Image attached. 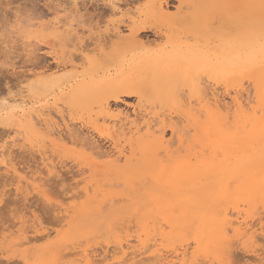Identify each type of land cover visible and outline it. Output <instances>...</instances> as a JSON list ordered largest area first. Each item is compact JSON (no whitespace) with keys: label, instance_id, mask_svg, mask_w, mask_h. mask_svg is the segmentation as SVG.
<instances>
[{"label":"bare ground","instance_id":"1","mask_svg":"<svg viewBox=\"0 0 264 264\" xmlns=\"http://www.w3.org/2000/svg\"><path fill=\"white\" fill-rule=\"evenodd\" d=\"M85 1L91 2L94 0H73L72 5L70 6L72 11L70 10L71 13L68 16L76 18V16L81 13V2L83 3ZM123 1L124 0H110L104 4L110 8L113 14H117L121 9ZM177 1L183 3L184 0ZM203 1L205 2L203 3ZM203 1L198 3L196 0L198 6L202 3V6H205L204 4L206 3L208 6L211 5L210 3L208 4L211 0ZM196 2L193 3L192 1L195 5ZM221 2L217 3L220 4ZM152 3L154 4L151 9V14L163 18H172L170 14L166 13V9L168 10L171 5L170 0H154ZM188 3H191V1ZM181 6L179 9H181ZM221 7L223 6L221 5ZM200 8L201 7L198 9ZM66 9L68 8H61L58 12H54L56 16H53L54 18L51 17V19L49 18L50 20L48 19L45 22L41 21L24 24L23 27H20L18 32H16V34L19 35L17 38L19 39L20 37L19 40L23 41L21 44H23L22 48L25 51L24 57H26V59L28 58V62L31 64L32 62H30V60L34 61L35 58L37 59V57H39L38 51L41 49L39 46H42L40 45V41L37 40V37H34L35 39H33V35L36 33H38L40 37H42L41 35L45 36V38H47L46 36H49L58 40H62L63 38L68 40L71 39V42L73 41L77 48L81 49L80 57L83 61L81 68L83 70L81 72L73 71V74H68L71 75L70 77L73 76V80L68 83L63 82L64 77L67 76H65L64 73L66 72L64 71L66 70V66L68 64L65 63V58L63 56H59L57 52H52L54 54L53 59L57 62L58 66L54 72L45 76V71H38V67H40L38 65L36 71L35 68L29 70L30 72L28 75L22 77L23 80L18 78V82L11 87L13 89H9L8 98L3 100V107L0 108V126L7 128L4 132L5 134L8 131L7 136H4V133L2 134L3 137L0 135V176L3 175L6 177V181H9L10 178L15 179V184L13 186L16 185L14 190L17 191V193H21L23 188L26 190V192L23 190L24 193L27 194H29L30 190H32V194L33 191H35V193H37L35 195L39 194V197L41 196L43 199L45 197V201L48 203L52 202L53 204L54 202L52 199L54 197L51 198L49 196L50 191H48V189H50V185L48 186L49 182L47 181L49 180L47 179H49V176L52 175L56 177L58 182H56V184H59V182L61 184L64 182L67 183L66 178L62 179L64 178V175L62 178H60L61 176L59 175V171L62 168L61 165L64 167V162L61 161L63 159H59L60 157L58 155L61 154V151H66L65 148L68 144H70L72 147L71 151L74 155H76V158H78V161L76 160V164L79 162V165L83 166L82 171L85 166V169H88L86 173L89 172V176L85 175L89 178V180L84 176L81 180V182L83 181L82 183L86 181H89L88 183H93L97 179L96 178L93 181L91 178L94 177H101L102 180L108 181L121 179L125 184L129 185V183H134L136 186L142 184L144 185V183H155L160 191L159 189L156 190L157 194L150 197L149 200L143 201L141 199L140 202L143 204V207L140 208L144 211L142 212L145 213L144 215L147 219H154L157 215L165 218L164 221H166L163 222L166 224L168 223L167 225L171 227L170 231L166 232V226H159L158 222L154 223L156 227L158 226V234L156 235L160 236L161 241H168L171 244H174L177 241L187 242L193 238L192 243L194 246L192 247V252H190V240L187 246L185 242V244L180 242V249H182L181 252L179 249L175 248L177 249L176 253L173 254L171 252L173 255H165V251L160 246L166 242H161L162 244H160L156 239L154 244L149 242L150 232L153 231L150 229L151 226L149 225V222H151V224L153 223L152 221H147V224L145 221L147 219H144V217L143 226L146 225L145 227H147L149 225L150 227L145 229L142 228V230H144V234H140L138 237L136 236L137 240L135 244H133L135 239L133 243L130 242V239L125 242H123L125 239H121L118 241L115 240L117 242L115 243V246L112 247V252L109 251V249H105L103 254L91 255L86 252L87 250H85L84 254H82L83 256H81V261H83L84 264H196L195 261L193 262L189 259L190 254L193 258L195 257L196 251L218 252L225 254L231 252V246H239V244L237 246L234 245L236 240L241 241V239L249 235L254 237L257 233V226L254 229V227L250 225L249 220H254L257 211L259 212V209L264 207V79L260 81L261 83H258L257 81V83L254 84H252V80L250 89H247L243 84V79H245L243 77H248V79L254 77L252 76L254 75L253 70L257 68H255V65L262 64L264 62L260 60V58H264V55H258L257 52H254V45L244 44L246 41L243 43L240 39V41L236 40L232 43L233 45L230 44L228 47V41H225V43H227L226 45H224L225 43L223 42L216 41L218 44H215L214 46H212L209 41H202V38H198V34L203 31L205 24L202 23L204 21L201 22L199 19L200 14L198 15V13H196V11H198L196 9H194L195 12L193 13L185 14L184 12L183 14V12H179V15H181L180 18L174 17L176 19L173 21L175 24L179 23L180 25H186L189 29V34H192L193 38L191 40L188 39L187 43L185 42L182 45L178 43L171 49L166 50L161 48V50L154 51L144 50V47L142 48V46H144L143 43L145 41L143 42L140 40V35L142 34H145V37H148V33H158L157 27L149 22L140 21L133 25L124 24L130 33L125 37L122 35V22L119 24L117 21H112L111 24L109 23L110 28L107 27L104 32L99 31L97 33H93L94 28L87 31L90 34L89 36L93 37L90 38V41H86V38H84L86 31L79 30V26L76 23L77 19H73L68 22L67 19L60 17L62 12H67ZM221 9L224 10L223 8ZM222 10L219 14H222ZM212 11L216 12L215 9ZM205 15L206 14H204V16ZM205 17V19H207V16ZM29 20L30 19H28V21ZM114 38L118 40H114L116 43H111ZM138 38L141 42L137 40ZM244 40L252 39L248 38ZM44 42L47 41L44 40ZM47 43L48 45H46ZM47 43L45 45L50 46L51 50H53L54 45L51 42L49 43V40ZM246 43H249V41ZM258 43L260 44L261 42H257L256 45ZM108 46L111 47L109 52H107ZM4 48L5 47H3V49ZM255 48L257 49V47ZM6 51L8 52V50ZM262 54H264V52ZM9 59H11V57H9ZM36 63L37 61H34L32 65L35 67V65L37 66L38 64ZM4 65H6V63H4ZM11 70H16V68ZM203 73H208L214 77L217 84L224 85L225 87H231L230 89L233 88L236 91L235 95L230 97V102L226 101V95L225 97H222L223 94H218L220 91L218 93L211 92V94L204 92V88L202 89V87H200ZM254 73L257 74L258 71L255 70ZM165 74H168L170 75L169 77H171L169 80L167 79V81H164L161 78V76H164ZM258 76V78H260L261 75L259 74ZM33 78H37V82L34 83L32 80L33 82L31 85L26 86L27 84H24L26 81L30 83L31 81L29 80ZM148 86L151 90V96L149 95ZM178 87L181 90H179ZM183 87H188V93L197 96L196 99H198L197 104L199 106H197L198 108L196 107L195 110V105H193L192 102L186 104L185 109L183 108V102L174 98V94L177 91L182 92ZM176 89L178 90L176 91ZM163 90L165 93L161 92ZM55 91L59 92L58 97L56 98L57 101H66L67 107H69L68 103H71L72 106L84 105L82 108L79 107V111L80 109H85V107H87V110L85 111H88V113L85 114L86 112H83L85 117L80 115V118L78 117V119H75L72 118V116L69 118V116L68 119L66 118L67 115L65 117L60 108L53 113L54 111L51 109L54 108L53 105L55 103L52 104L53 108H48V111L45 110L46 108L38 110L37 108L33 109L27 107L24 104L21 105V103L20 105L13 104V101L18 100L17 98H23L25 92H28L33 97L40 98L41 96H46V94ZM185 91L187 92V90ZM154 95L162 97V99H165V96H168V100L166 102L172 104L175 108H183L185 120H183L184 117L181 116L180 118L178 116L181 112L179 109V113L175 115L178 116L175 118L176 120L172 117H167L169 120L166 118H159L158 120V117L157 119L154 117L147 118L150 116L148 115L149 112L147 110L152 107H148L146 110L147 107L144 106L147 113L143 114V104H145L149 98H153ZM122 96L130 98L133 96L137 97L135 108H138L134 110L132 115H130V113L128 114L129 110L125 113L112 109L111 102L120 101ZM147 96H149V98H147ZM196 99L194 100L195 102ZM144 101L146 102L144 103ZM61 104H63V102H61ZM58 107H61V105H58L56 109H58ZM76 113L79 112L76 110ZM184 121L187 122V125L184 124L185 126L183 125V123H185ZM78 124H80L79 127ZM83 127H87L90 132L91 130L92 132H95L98 138H103L106 142L108 141L111 144L112 150H103L100 145L97 144L98 140L95 141L93 138L94 136H87L88 134L86 132V136L84 134L82 135V132L85 129ZM81 128H83V131L80 130ZM169 133L171 135L167 138L166 136ZM91 134L95 135L94 133ZM26 143H33V147L31 145L32 148L35 146L37 147V152L40 155L39 159L41 160V165L39 164L41 167L39 168L41 170L39 171V168L35 167L37 169H34L36 170V173H33L29 179L20 174L19 169L21 171V168H18L15 163V158L18 157V153L16 151H22L23 148H25ZM69 151L70 150L67 152ZM15 152L17 154L14 158L13 155ZM70 152L69 154H72V152ZM21 153H19V155ZM65 155L66 154H62L60 156L64 158ZM56 157L59 158L57 159ZM56 159L63 163L61 164V162L56 161ZM21 163H19V166H22L20 165ZM29 166H27V168ZM23 167L22 171L26 169V167ZM65 168L67 167L65 166ZM64 169L61 170V174H63ZM44 173L46 174L45 177L47 178L48 175L49 178H45L44 180V177H42ZM36 174L38 175L35 176ZM57 177L62 180L58 181ZM71 178L72 177H70V179ZM101 178L97 181H102ZM12 179L11 181H13ZM0 181L3 180L0 179ZM52 181L54 183V177L50 181L52 187L51 189H53V187H57V185H52ZM9 182L7 184H10ZM91 183L89 185L86 183L87 186H84L82 189L83 191H81V193L85 196L84 198L87 203L84 204L85 206H82L79 211L86 212V205H88L92 200V197H90V187H92L93 184L91 185ZM106 185L104 184V186ZM69 186L68 189L71 187ZM99 186L103 188V186ZM99 186H96L98 191L102 192H99V195L103 194L102 197L105 198V200L107 199V197L104 196L106 193L109 197V201L105 204V206H108V203H113L112 200L115 198L114 196L111 195L110 197L109 195L112 194L110 192L114 191L107 189L106 191L105 189H101ZM116 186L114 187L116 188ZM96 187L94 188L93 186L92 188L94 189L91 188L94 192L93 194L96 196L93 194L91 196L98 197L96 194ZM108 187H110V185H108ZM139 189L138 191H140ZM63 190H66V188ZM104 190L106 191L105 194L103 193ZM53 191L55 192V190ZM53 191L51 190V192ZM133 191H135V189ZM2 192L4 191H1L0 193V203L4 201L3 197L8 196L7 194H2ZM62 192L64 191H61V193ZM116 192L118 194V191ZM82 196L81 198H83ZM59 198L60 197H58V199ZM10 200L12 201V199ZM118 200H120V198ZM6 202L4 201V203ZM55 203V206L57 207L55 210V206H53V212L57 211V215L55 216L59 215L61 220H70V218H72V214L76 212L73 211V209H70L71 207H64V203L62 204V202L57 203L56 201ZM110 206H112V204ZM50 209L52 210V208ZM101 209L103 208L101 207ZM32 217L34 216L32 215L31 218ZM39 217H34L36 219H34L31 227L29 225L30 230H28L29 228H21V230H18L20 235L17 240L20 239L21 243L19 241L16 243L13 242L15 245L18 243L19 246H28L46 237V232L44 233L45 228L43 227L46 224ZM156 218L159 219V217ZM258 221L261 235L263 234L264 236V217H259ZM27 222L28 221L24 220L21 221L24 226ZM255 223H253L254 226ZM11 226H13V224H11ZM26 226L28 227V225ZM129 227L132 228V226ZM28 231H30V233L32 232V238L29 236L30 233ZM48 233L49 232H47V234ZM142 235H144V238L141 237ZM261 242H263V240ZM14 244H12V246H14ZM163 247H165V245H163ZM64 257L65 256H63V258ZM67 257L72 256L68 255ZM52 259L53 258H51V260ZM259 259L261 258H258V260ZM46 260L48 261V259ZM229 260H231L230 257L227 261L228 263ZM49 264L56 263H52L50 261ZM232 264H234V262Z\"/></svg>","mask_w":264,"mask_h":264},{"label":"rangeland","instance_id":"2","mask_svg":"<svg viewBox=\"0 0 264 264\" xmlns=\"http://www.w3.org/2000/svg\"><path fill=\"white\" fill-rule=\"evenodd\" d=\"M108 1H110V0H94V1H91L92 3L85 1V2H83L84 4L81 2V4H80V6L82 7L81 13L78 16H76V18H74V17L68 16L72 11L71 10L72 8L70 6L72 5L73 0H0V108L3 107V105H2L3 100L8 98L9 89H13L11 87L14 86V84L18 82V80H19L18 78H21V80H23L22 77H24L25 75H28V73L30 72L29 70L35 68V71H36L37 67L39 65L40 67H38V69H39L38 71H45L47 73V74L45 73V76H48L49 73L51 74L52 72H54L57 69V67H58L57 62H55V60L53 59L54 54L52 52H55V53L57 52V54H59V56H63L65 58L64 59L65 63L68 64L66 66V70L64 71L67 73V74L64 73L65 76L66 75L67 76L66 77L63 76L64 77L63 82L68 83L69 81L73 80V76L70 77L71 75H68V74L72 73L73 71L81 72L83 70L81 68V65L83 63V61L81 60V57H80V50L81 49L77 48L76 44L73 41L71 42V39L68 40V39L63 38L62 40H58V39H54L53 37L46 36L48 38L47 39L43 35H41L42 37H40V35H38V33L35 34L36 36L33 35V39H35L37 37V40L40 41V45H42V46H39L42 49V51H41V49H39L41 52L40 51H38L39 53L37 52L39 54V55L37 54L39 57H37V59L36 58L34 59V61L35 62L37 61V63H38V64L36 63L37 66L35 65V67H34V65H32L34 61L30 60V62H32V64H31L28 62L29 59L28 58L26 59V57H24L25 51L22 48L23 44H21L23 41L19 40L20 37H19V39L17 38L19 35L16 34V32H18L19 28L23 27L24 24L41 22V21L45 22L49 18L51 19V17L54 18L53 16H56L55 15L56 11L58 12V10H60L61 8H68V9H66L67 12H62L60 14V17L67 19L68 22L73 20V19H77L76 23L79 26V30L80 31L81 30L86 31V33L84 35V38H86L85 39L86 41H90V38L93 37V36H89L90 34L87 31L94 28L93 33H97L99 31L104 32V31H106L107 27L110 28V24L112 21H117L119 24H121V22H122V24H121L122 35L125 37H126V35H129L130 33L128 32L126 25H124V24L133 25V24L140 22V21L149 22V23L153 24L155 27H157L158 33L157 34L148 33L147 34L148 37H145V34L140 35L141 38L139 36L141 41H143V42L145 41L144 42L145 44L142 42L144 45V46H142V48L144 47L143 49L148 50V51L161 50V48L166 49V50L171 49L174 45H177L178 43L180 45H182L185 42L187 43L188 39L191 40L193 38V35L189 34V29L186 27V25H180L179 23L175 24L173 21H175L176 18H180L181 15H179V12H181V13L183 12V14H184V12H185V14L186 13H193V12H195L194 9H196V10H198V11H196V13H198V15L200 14L199 15L200 18L199 17L198 18L201 20V22L204 21L202 23L205 24L203 31L198 34V38H200V39L202 38V41H204V42L209 41L212 46H214L215 44H218L217 42L225 43V41L226 42L228 41L227 43L229 45L227 43L224 44V45L227 44V47L230 46V44H232L236 40H238V41L241 40L243 43H244V41H246V42L249 41V43L251 42L250 44L246 43V42L244 44L254 45L255 47H257V49H256L253 46L255 49L254 52L255 53L257 52L258 55L259 54L264 55V54H262L264 51H262V49H259V48H261L260 47L261 43L260 44L258 43L260 46L258 44H257L258 46L256 45L257 42H261V37L264 36V0H220V1L219 0L218 1L217 0H211L212 3L210 1L208 2V4L209 3L211 4L209 6L207 5V3L204 4L205 6H202V4L205 2L203 0H202L203 3L199 6H198L197 2L201 3L202 1H200V0H197V2H196V0H184L183 3H180L177 0H170L171 5L169 6L168 10L166 9V13L170 14V16L172 18H163V17H159V16H154L153 14H151V9L153 8V4H154L152 2L154 0H126V1L124 0L123 3L121 4V9L117 14H113L111 12L110 8H108V6L106 4H104V3H107ZM189 1H191V3H188ZM192 1H193V3L196 2V5L193 4ZM124 2H125V4H124ZM217 2L218 3L221 2L222 4L221 3L220 4L223 7H221V5L218 4ZM181 4H182V6H181ZM180 6H181V9H179ZM199 7H201V8L198 9ZM221 8H223L226 11L222 10ZM213 9H215L216 12L212 11ZM217 9H220V10H217ZM221 10H222V14H219ZM203 11H205V12H203ZM203 13L206 14L205 16H207V19H205L206 17L204 16ZM220 15H222V16H220ZM201 16H202V18H201ZM174 17H176V18H174ZM28 19H30L31 21L30 20L28 21ZM170 19H173V20H170ZM205 20H206V22H205ZM13 30L15 31V33ZM95 30H96V32H95ZM139 38L137 40H139ZM248 38L252 39V40H244V39H248ZM41 40L43 42H44V40L47 42L49 40V43L51 42L54 45L53 46L54 49L51 50L50 46H46V45H48V43L47 42L43 43ZM114 40L117 41L118 39L114 38L111 43H113V42L116 43ZM8 45H10V46H8ZM7 46H8V48H7ZM110 46H108L107 52H109V49H111ZM3 47H5V48L3 49ZM17 47L19 48L20 51L18 50ZM6 50H8V52ZM9 57H11V59H9ZM18 57H20V58H18ZM13 59H14V61H13ZM260 60L264 61V58L263 59L260 58ZM4 63H6V65H4ZM8 63H10L11 65ZM259 65L261 68L259 67ZM256 67L260 70H258ZM13 68L14 69L16 68V70H11ZM255 68H256L255 70L258 71V73L256 74V73H254L255 70H253L254 75H252V76H254L253 78H255V79H253V78L248 79V77H243V78H245V79H243V81H244L243 84H244L245 88H247V89H250L251 85L254 83H257V81L259 83L261 80L264 79V62L262 64L255 65ZM27 70H28V72H27ZM259 74L261 75L260 78H258ZM18 76H21V77H18ZM169 76L170 75L165 74L164 76H161V78L164 81H167V79L169 80L171 78ZM32 80L35 83V82H37L38 79L37 78L30 79L29 80V81H31L30 83L28 81H26L24 84H27L26 86L31 85V83L33 82ZM252 80H253V82H252ZM201 82L202 83H201L200 87H202V89L204 88V92H207V94H211V92L218 93L220 91L218 94H220V95L223 94L222 97H225V95H226L225 99L227 102H230V100H231L230 97L235 95L236 91L233 88H232L233 89L232 90V89H230L231 87H225L224 85L217 84V81L215 80V78L212 77L208 73H203V75L201 77ZM251 82H252V84H251ZM215 84H217V85H215ZM205 86H206V88H205ZM208 86L210 89L208 88ZM216 88H218V89H216ZM148 89H149V86H148ZM178 89H179V87H178ZM178 89H176V91ZM182 89H183L182 92H180V91L176 92L175 91L177 94L176 93L174 94V98L183 102V106H184L183 108L186 107V104H189V102L190 103L192 102V104L195 105V108H194V110H195L196 107L199 106L197 104L198 103V99H196L197 96L192 95L191 93H188L189 92L188 87H183ZM179 90H181V89H179ZM185 90H187V92ZM148 91H149V95L151 96V94H150L151 90L149 89ZM222 91H223V93H222ZM161 92L165 93L164 90ZM56 93H57V95H56ZM58 93H59L58 91H55V92L46 94V96L44 95V96H41L40 98H36V97H33L28 92L27 93L25 92L23 95V98H17L18 100L13 101L14 103L13 102L12 103L15 105H20V103H21V105L24 104L27 107H30L33 109L37 108L38 110H40L41 108H43V109L46 108L45 109L46 111H48V108L51 109L54 107L55 110H54V108L51 109L52 111H54L53 113H55L56 110H59V108H60V110L63 111V114L65 115V117L67 115L66 118H68L69 116H70L69 118H71V116H72V118H75V119H78V117L80 118L81 116L85 117L83 112H86L85 114L88 113V111H85V110H87V107H85V109L84 108L80 109L81 112L79 111V107L82 108L84 105L83 106H76V105L72 106L71 103H68L69 107H67L66 101H61V102H63V104H61L60 101H57L56 98L58 97ZM228 93H230V94H228ZM49 94H51L52 96ZM24 96L27 97L28 99L25 98ZM53 96H54V98H53ZM46 97H47V99H46ZM167 97L165 96V99H162V97H158V96L154 95V97L150 99L149 96H147V98H149V99L147 102L144 101V103L145 102L146 103L143 104V107L146 106L147 107L146 110L148 109V107H152V108L147 110L149 112L148 115H150L147 118L154 117L157 119V117H158V120H159V118L160 119H162V118L168 119L169 117H172L173 119H175L178 116L180 118H181V116L184 117L183 108L182 109H180L178 107L175 108V106L166 102L168 100ZM187 98H188V100H187ZM23 99H25L26 101ZM41 99H43V100H41ZM183 99H186V100H183ZM195 99H196V102L194 101ZM163 100H165V101H163ZM34 102H37V103H34ZM32 103H34V104H32ZM64 103H65V105H64ZM136 103H137V97L136 96H133L131 98L126 97V96H122L120 101H116V102L112 101L111 106H112L113 110L116 109L117 111H121V112H125V113H127V111L129 110L128 114L130 113V115H132L134 110H136L138 108V107L135 108ZM52 104H54L53 107H52ZM34 105H35V107H34ZM39 105H41V106H39ZM58 105L59 106L61 105V107H58V109H56V107ZM31 106H33V107H31ZM62 107H63V109H62ZM66 109H67V111H66ZM178 109L182 112V113L180 112V114H183V115L178 114L179 113ZM76 110L79 113H76ZM143 110H144V113L143 112L142 113L146 114L147 112L145 111V107L142 108V111ZM169 114H171V115H169ZM177 114H178V116H175ZM183 120H185V117ZM184 122L185 123H183V125L184 124L187 125L186 124L187 122L186 121H184ZM77 123H79V122H77ZM79 126H80V124H78V127ZM2 128L5 130H3ZM83 128H85L84 131L82 130ZM83 128L80 129L83 131V132L80 131V132H82V135L84 134L86 136V134H85V132H86L88 134L87 136H89V135L94 136L93 138L95 139V141L98 140L97 144L100 145V147L103 150H105V151L106 150L107 151L112 150L111 144L108 141L106 142V140H103V138L102 139L98 138L97 134L95 132H92V130L90 132L87 127H83ZM6 130H7V128L0 126V135H2ZM91 133H94L95 135H93ZM7 134H8V131L6 132V134L4 133V136L5 135L7 136ZM170 135L171 134L169 133V134H167L166 137L169 138ZM2 137H3V135H2ZM32 144L26 143L25 144L26 146H25V148H23L22 151H20V152L16 151L18 154L15 152V154L13 155L14 158L16 157L15 156L16 154L18 155L19 159H18V157L15 158L16 162L15 161L14 162L16 163L18 168H21V171L19 169L20 174L23 177H27L28 179H29V177H31L33 175V173L34 174L36 173V170H37L36 168L40 167L39 164L41 165V160L39 159L40 155L37 152L38 149L36 146H35L36 148L35 147L32 148L33 147ZM31 145H32V147H31ZM68 145L65 148L66 151L63 150V151H61V154H60V155L66 154L64 156V158L61 157L60 155H58L60 157V158L59 157L58 158L60 160L63 159L61 161H63L65 163L64 164L63 162H61L59 160L61 162V164L63 163V165H64V167H63L60 164L62 167L61 170H63L65 168V166L67 167L64 169L63 174H61L62 171L59 169L60 170L59 175L61 176L60 178H62V176L64 175L63 176L64 178H62V179L66 178L67 183L64 182L61 184L59 182V184H61V185H59V184H56L57 180H56L55 176L51 175L52 178H51V176H49L51 179L48 177V175H47V178H49V179H47L45 177L46 176L45 173L42 176V177H44L43 178L44 180H45V178L47 180H49V181H47V182H49L48 186L50 185V189H48V191H50L49 196L51 198L54 197L52 199L54 202L53 204H52V202L48 203L47 201H45V197L43 199L41 196L39 197V194L35 195V194H37V193H35V191H33V194H34V196H33V194L31 193L32 190H30L29 194H27V193H24V191L26 192V190H25V188H23L24 191L22 190V192H21L23 194L17 193V191L14 190L16 185L13 186L15 184V179L10 178L9 179L10 182H9V181H6V177H4L3 175H1L2 177L0 176V179L3 180V181H0V182H2V183H0V184H2V185H0L1 186L0 187V193H1V191H4V192H2V194L8 195V196L4 195L5 197H3L4 198L3 200L5 202L6 201L7 202L4 203V201H2L3 203L2 202L0 203V237L2 238V239L0 238V263L1 264H17V263H19V264H49V262L51 261L52 263H56V264H59V263L60 264H84L83 261H81L82 260L81 256H83L82 254H84L85 250H87L86 252H88L91 255H94V254L98 255L101 253L103 254V251L105 249H109V251L112 252V249H113L112 247H114L115 243L121 239L122 240L125 239V240H123V242L130 239V242H132V243L134 242V239H135V242L133 243V244H135L138 235L144 234V232H143L144 230H142V228L145 229V228L150 227V226H151L150 229L153 231L150 232L149 242L150 243L152 242V244H154L155 239H156V240H158L157 242L160 244L165 243L166 241H164V242L161 241L160 236L156 235V234H158V230H157L158 226L156 227V225L154 224V223L158 222L159 226L160 225H163V227L166 226L165 227L166 232H169L171 227H169V225H167L168 223L167 224L164 223L166 221V220L164 221L165 218L156 215V217H159V219H157L156 217H154V219H151V220L147 219L144 215L145 213H143L144 211L141 210V208H140V207H143V204H141V202H140L141 199L143 201L149 200L150 197L157 194L156 190H158L159 188H158L157 184H155V183H144V185L142 184V185L136 186L134 183H129V185L125 184L123 182V180H121V179H120L121 181L116 180V179L108 181V180H102L101 177L91 178L93 181H94V179L97 178L96 181H94V182L92 181L93 183L90 182L91 185L93 184L94 188L97 185L98 186L101 185V186H103V188L99 186L101 189H105V190L107 189L110 191H114V192H110L112 194L109 193L110 194L109 196L110 197H111V195L114 196L115 199L114 198L113 199L115 200V202H114V200H112V202L115 204L111 203L112 206H110L111 204L108 203V206L107 205L105 206V204H107V202L109 201V199H108L109 197L106 195L107 193L105 194V192L107 190L106 191L104 190V192H103L105 194L104 196L107 197V199L105 200V198L102 197L103 194L99 195L100 194L99 192H101V191H98L97 187H96L97 193L96 192L95 193L97 194L98 197H95L96 195L93 194L94 192L92 189H94V188H92L93 187L92 186V187H90V197H92V200L88 205H86L87 211L86 212L79 211V209L82 208V206H85L84 204L87 203L86 199L84 198L85 196L81 193V191H83L82 189L84 188V186H87L86 183L88 185L90 183H88L89 181H86V182H84L85 183L84 184V183H82L83 181L81 182V180L84 178L85 175L89 176V174H88L89 172L86 173L88 171V169L86 170L85 166H84V170H83L84 172H83L82 171L83 166L79 165L80 164L79 162L76 164V160L78 161V158H76V155H74L73 152L71 151L72 150L71 145L70 144H68ZM68 150H70L72 152V154H69L70 151L67 152ZM19 153H21V154L19 155ZM30 155L32 158L30 157ZM74 158H76V159L74 161H72ZM26 159L28 160L29 163L27 162ZM57 159H56V161H58ZM17 161H19V162H17ZM20 161L23 163H21ZM30 162H31V164H30ZM19 163H21L20 165H22V166H19ZM37 163H38V166H37ZM35 164H36V166H35ZM29 165H31V166H29ZM27 166H29V167L27 168ZM22 167L23 168L26 167V169H24L25 171L24 170L22 171ZM40 168H39V171L41 170ZM80 168H81V170H80ZM34 169H36V170H34ZM30 171L32 172V174ZM33 171H35V172H33ZM37 175L38 174H36L35 176H37ZM69 175L73 179L72 178L70 179ZM53 177L55 178V181H54V183H53V181L51 183H52V185L53 184L57 185V187H53V189H51L52 187H51L50 181L53 179ZM60 178L57 177L58 181L60 180ZM100 178L102 180V181H100L101 184L99 181H97L98 179L100 180ZM11 179L13 181H11ZM87 179L89 180V178H87ZM63 181H65V180H63ZM8 182L10 184H7ZM97 182H99V183H97ZM108 182H110V183H108ZM4 183L6 184L7 187L5 186ZM95 183H97V184H95ZM104 184L105 185L107 184V185L104 186ZM108 185H110V187H108ZM122 185H123V187H122ZM68 186L71 189L70 188L68 189ZM114 186H116V188ZM152 186H154V187H152ZM2 188H3V190H2ZM65 188H66V190H63ZM139 188H141V189H139ZM101 189H99V190H101ZM134 189L137 192L133 191ZM138 189L140 191H138ZM8 190H9V192H8ZM51 190L52 191L55 190V192L54 191L51 192ZM56 190H57V193H56ZM12 191H13V193H12ZM61 191H64V192L61 193ZM116 191H118V194ZM153 191H155V192H153ZM159 191H160V189H159ZM159 191H158V193H159ZM10 193H12V194H10ZM16 193H17V195H16ZM58 193H60V194H58ZM18 194H19V197H18ZM25 194H27V195H25ZM53 194L54 195H57V194L61 195L62 194V195L61 196H58V195L54 196ZM92 194L95 196H91ZM114 194H116V195H114ZM136 194H137V196H136ZM14 195H15V197H14ZM74 195H75V197H74ZM79 195H80V197H79ZM35 196H36V198H35ZM76 196H78V197H76ZM81 196L83 198H81ZM58 197H60V198L58 199ZM9 198L12 199V201ZM74 198H75V200H74ZM76 198H78V199H76ZM119 198H120V200H118ZM122 198H124L126 201ZM58 200L60 202H62V204L64 203L63 204L64 207H66V208L71 207L70 209H73V211H76L72 214V216H71L72 218H70V220L66 219L64 221V219L61 220L59 215H58L59 217L55 216V215H57V211L53 212V210H54L53 206H55L56 201H57V203H60ZM65 203L67 204L68 207L66 206ZM50 204H52V205H50ZM102 205L105 206V209H104V206H102ZM49 206H51V207H49ZM56 207L57 206H55V210H56ZM101 207L103 209H101ZM258 207H260V206H258ZM50 208H52V210ZM139 208L141 211L139 210ZM262 208L259 209L260 210L259 212L257 211V213H256L257 215L255 214V216H256L255 217L256 219L254 218L255 221L253 219L249 220L250 225H252L254 227V229L257 226V228H256L257 233L254 237H251L249 235V236H246L243 239H241V241H237L235 239L236 243L234 240V243H235L234 245L237 246L239 244V246H237V247L231 246V248H230L231 252H229V253L222 254V253H218V252H198V251H196L195 257L193 258L190 254L189 259L193 262L195 261L196 264H199V263L200 264H226V262L228 261V259L230 257L231 260H229V263L227 262V264H232L233 262H234V264H262V263L264 264V262H263L264 261V259H263L264 258V248H263L264 247V238H263L264 236H263V234L261 235L260 226L258 224L259 217H264V214H263L264 213V207H262ZM15 213H17V214H15ZM32 215L34 217H37V218L40 216L39 218H41V220H43V222L46 224V225L44 224L46 227L43 226L45 228L44 233L46 232V235H45L46 237L40 239L41 241L40 240L36 241L35 243L28 245V246L27 245L22 246L21 244H20L21 246H19L18 243L15 245L13 242L16 243L17 241H19L21 243L20 239L17 240V238H19V235H20V233H18V230H21V228L22 229L23 228H27V229L29 228L28 230H30V227L32 226L34 219H36L34 217L31 218ZM14 216H15V218H14ZM132 217H134V218H132ZM130 218H132V219H130ZM143 218L147 219V220H145L146 222L152 221L153 224H151V222H149L150 226L149 225L147 227H145L146 225L143 226V224H144ZM23 220L29 222V223L27 222L28 224L26 223V225H28V227L26 225H25L26 226L25 227L21 223V221H23ZM57 221H58V223H57ZM148 222H147V224H148ZM55 223H57V224H55ZM253 223H255V226L253 225ZM11 224H13V226H11ZM136 224H137L138 228L136 227ZM29 225H30V227H29ZM123 225H124V228H123ZM133 225H135V226H133ZM5 226H7V227H5ZM22 226H24V227H22ZM129 226H132V228ZM8 227H10V228H8ZM127 228H129V229H127ZM13 229H14V231H13ZM28 232L30 233V231H28ZM47 232H49V233L47 234ZM12 236H15V237H12ZM29 236L32 238V232L29 234ZM40 237H41V235H40ZM42 237H43V235H42ZM64 237L67 240H65ZM141 237L144 238V235H142ZM190 237H189V239H190ZM257 239H258V241H257ZM115 240H117V241H115ZM190 240H189L190 244L188 243L189 241H187V242L184 241V242L186 243V246H187V244L191 245L190 246L191 247L190 252H192L193 251L192 247L194 246L192 243L193 238H191ZM260 240L261 241L263 240V242H261ZM102 241H104L105 243ZM180 242H182V241H180ZM180 242L177 241L174 244L173 243L171 244L170 242L167 241L165 244H163V245H165V247H163V245L160 247H162V249L165 251V252L163 251L164 254L165 255L167 254L169 256L172 253L173 254L176 253L177 249H179L180 252L182 251V249H180L181 248ZM184 242H182V243L185 244ZM261 243L263 244V246ZM12 244H14V246H12ZM175 248H177V249H175ZM173 251H175V252H173ZM67 254L69 256H72V257H67L68 256ZM239 254H241V255H239ZM236 255H237V257H236ZM238 255L241 257H239ZM48 256H49V258H48ZM63 256H65L66 258L65 257L63 258ZM226 256L228 259L226 258ZM51 258H53V259L51 260ZM224 258H225V260H224ZM258 258H261L263 260H261V259L258 260ZM46 259H48V261ZM74 259H76L77 261ZM78 260H80V261H78Z\"/></svg>","mask_w":264,"mask_h":264},{"label":"snow or ice","instance_id":"3","mask_svg":"<svg viewBox=\"0 0 264 264\" xmlns=\"http://www.w3.org/2000/svg\"><path fill=\"white\" fill-rule=\"evenodd\" d=\"M261 49L264 51V36L261 37Z\"/></svg>","mask_w":264,"mask_h":264}]
</instances>
